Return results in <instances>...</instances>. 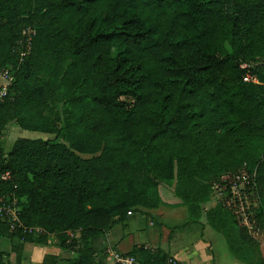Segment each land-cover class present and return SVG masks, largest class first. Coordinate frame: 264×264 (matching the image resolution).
Instances as JSON below:
<instances>
[{
    "label": "trees",
    "instance_id": "1",
    "mask_svg": "<svg viewBox=\"0 0 264 264\" xmlns=\"http://www.w3.org/2000/svg\"><path fill=\"white\" fill-rule=\"evenodd\" d=\"M263 59L264 0H0V67H14L0 137L9 120L54 134L17 136L6 151L0 143V173L10 172L3 199L20 197L22 223L44 229L0 219L12 241L0 264H21L24 242L50 233L75 255L46 253L40 264H104L99 235L128 211L157 207L161 182L173 184L187 221L204 211L237 258L264 264L257 240L220 203L202 206L222 172L257 165L264 213ZM250 60H260L258 83L242 78ZM122 254L171 264L160 246Z\"/></svg>",
    "mask_w": 264,
    "mask_h": 264
},
{
    "label": "rangeland",
    "instance_id": "2",
    "mask_svg": "<svg viewBox=\"0 0 264 264\" xmlns=\"http://www.w3.org/2000/svg\"><path fill=\"white\" fill-rule=\"evenodd\" d=\"M1 80V77H0ZM3 134L0 137V143L3 150H8L14 139L17 136H28V137H53L54 134L42 131H36L37 133H28L26 130H23L18 127L14 120H9L7 124L3 128ZM60 140H64L62 137L59 138ZM87 156L88 154H83ZM165 183V182H162ZM163 196L168 201H164V204H161L157 209L153 208H146L140 207L136 210H133V214L128 216L125 219V224L117 223L114 226L116 232L118 231L124 233V243L122 247H127L128 244L134 240L137 242L139 237H149V238H156L157 241H160L162 245L165 243L171 242L169 246V251L173 252L178 250L179 253L182 255L184 250H191L194 251L196 249V257H203V250L204 252H209L208 247H204L201 245L196 244L199 241H195V239L199 240L198 237L201 236V233L205 231V236H207L212 242V251L213 254H217L218 261H224V255L226 252H231L228 248L227 242L223 236V234L208 224L206 225L205 230H203L199 221L197 222H190L187 221V211L185 205H182L181 201H176V203H172V194L173 193V184L165 183L163 185ZM21 199V198H20ZM23 199V198H22ZM203 208H207L210 206L215 205L213 198H209L208 201L204 202ZM145 211V212H144ZM124 222V221H123ZM34 235L39 234L38 231L33 233ZM147 235V236H146ZM160 236V238H159ZM54 235H50V239H54ZM100 239V236L98 237ZM56 239V238H55ZM16 241L18 239L16 238ZM149 243V242H147ZM258 244V243H257ZM11 247V238L10 236L1 234L0 235V249L2 250H10ZM167 247V244H166ZM33 248L31 246L26 245L25 250H29ZM102 247V243L98 242V250ZM203 249V250H202ZM97 250V251H98ZM103 250H101L102 253ZM97 253V252H96ZM231 254V253H230ZM105 256L103 254L99 255V260ZM12 262H15V255L12 256ZM26 262V261H25ZM223 264V263H222Z\"/></svg>",
    "mask_w": 264,
    "mask_h": 264
},
{
    "label": "built area",
    "instance_id": "3",
    "mask_svg": "<svg viewBox=\"0 0 264 264\" xmlns=\"http://www.w3.org/2000/svg\"><path fill=\"white\" fill-rule=\"evenodd\" d=\"M34 28L28 27L25 30L24 38L21 44L29 51ZM25 51L21 53L24 54ZM264 62V59L262 60ZM260 63V60L243 61L240 67L245 69L242 78L244 81L260 82L258 77L251 71L252 67ZM0 100L6 93L8 85L14 79V67L12 65L0 67ZM259 161L264 163V148L260 154ZM258 161V162H259ZM256 167H248L246 164L241 165L235 170L222 172L213 182L211 187V198L215 204L220 203L231 216L238 226L243 227L257 242H264V213L260 212L262 204L260 194L256 183ZM10 177L9 171L0 173V179L5 180ZM15 187V185H13ZM5 198V197H4ZM20 197L12 194L3 199L0 192V219H6L11 228L21 227L28 232L39 234L44 229L39 225L26 227L19 217ZM131 211H128L130 213ZM117 261L127 264L137 263L132 256L116 255ZM168 262L171 264H185L183 261L170 256Z\"/></svg>",
    "mask_w": 264,
    "mask_h": 264
},
{
    "label": "crops",
    "instance_id": "4",
    "mask_svg": "<svg viewBox=\"0 0 264 264\" xmlns=\"http://www.w3.org/2000/svg\"><path fill=\"white\" fill-rule=\"evenodd\" d=\"M23 130H26V132H28V133H34V130H29V129H23ZM35 133H37V132L35 131ZM164 184L165 183L161 182L158 185L161 201L157 207H153L154 210L157 209L161 204H164V201H168L163 196V192H162ZM170 194H172V198L174 199V200H172V203H176V201L177 202L180 201V198L177 197L176 195H174V193H170ZM203 204H205V203H202V205ZM185 211H187V210H185ZM134 212L133 211L130 213L127 212V216L125 219H127L128 216L132 215ZM125 219H123L117 223L125 224L126 223ZM199 222H200L203 230H205L207 224L209 225V223L207 222V219L205 217L204 211L202 212V215L200 217ZM116 224H114L112 226V228L109 229L108 231L104 232L103 234H100L99 235L100 239L98 238V242L102 243L103 248H100L97 251L95 257H96V259H99V255L103 254L105 256L102 259V262H104V264H114L115 261H117V259H116L117 254L122 255V256H127V255H123L122 253L129 250L134 243H142V244H144L146 246H150V247L160 246L165 251H167L170 256H173V257L183 261L185 264H222V263L223 264H249V263H246V262L242 261L241 259L237 258L232 252H229V253L226 252L224 257H221V258L225 259L223 262L218 261L219 257L217 256V254H213V252H211L212 251V243H211L212 241L207 236H205V231H203L201 233V236L198 237L199 240L195 239V241H199L196 244L203 246V248L206 246L210 250L209 252H207V251L204 252V250L202 249L203 250V254H202L203 257H200V256L196 257V254H195L196 249H194L195 253H194V251H191L188 249L184 250L182 255L179 253L178 250L170 252L169 246H171L170 245L171 242L166 241L167 243H165V245H162L160 243V241H157L156 238H149V237H146V238H143V237L140 238L139 237V239H137V242H134V240H133L128 244L127 247H122L123 243L125 241L124 240L125 234L121 233V232L118 233V231L116 232V230L114 229V226ZM68 232H70V231H68ZM50 235H54V234H52V233L49 234L46 243L24 242L21 264H40L42 262V258L44 256V254H46V253L56 254L59 258L71 257V256L75 255L74 250H68V249L61 248V246L59 245V241H58L57 237L54 235V237L56 239L55 238L50 239ZM159 238H160V236H159ZM147 242H149V243H147ZM11 243H12V241H11ZM166 244H167V247H166ZM26 245L31 246L33 248H30L29 250H27V249L25 250ZM258 247H259L261 255L264 256V242L263 243L258 242ZM101 250H103L102 253H101ZM13 255H15V254H14V252L11 251L9 253V259L11 261H12Z\"/></svg>",
    "mask_w": 264,
    "mask_h": 264
}]
</instances>
